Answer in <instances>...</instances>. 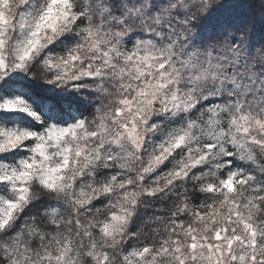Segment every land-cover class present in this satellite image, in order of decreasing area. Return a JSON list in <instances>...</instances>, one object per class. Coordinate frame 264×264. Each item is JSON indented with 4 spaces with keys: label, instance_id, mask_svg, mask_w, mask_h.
Returning a JSON list of instances; mask_svg holds the SVG:
<instances>
[{
    "label": "snow or ice",
    "instance_id": "snow-or-ice-1",
    "mask_svg": "<svg viewBox=\"0 0 264 264\" xmlns=\"http://www.w3.org/2000/svg\"><path fill=\"white\" fill-rule=\"evenodd\" d=\"M11 2L0 0V119L22 113L37 121L44 118V108L53 116L23 130L0 127V150L26 143L33 153L31 159L21 161L25 170L13 169L0 176V181L8 180L18 193L15 199L0 198V240H4L0 264L22 253L31 261L26 233H36L43 241L48 239L49 228L54 233L52 243L41 244L35 253L36 264H75L71 242L56 232L58 209L45 212L50 221L47 226L35 216L21 226L16 217L28 211L29 190L26 183L17 181L30 180L38 167H44L49 174L42 183L52 191L63 188L61 169L67 167L72 153L85 154L84 141L99 136L97 154L105 138L119 142L127 136L135 144L140 138L137 119L145 121L157 110L158 102L159 111L188 114V119L169 132L153 162L182 150L189 157L199 153L170 170L165 187L212 155L221 160L215 166L219 171L223 161L234 155L254 162L258 151H264V47L256 46L264 44V0H259V23L249 16L247 0H219L206 14V4H202L199 15L186 0H115L118 7L112 0H99L88 22L74 0H48L34 23L30 15L23 18L28 31L16 38L10 58ZM96 17L108 22L103 34ZM136 26L147 35L133 41L128 32ZM74 27L82 38L66 35ZM62 40L67 46L53 57L51 53ZM121 57L123 62L118 63ZM41 61L51 77L44 84L28 76ZM110 78L120 82L122 91H129L118 94V107L110 118L100 116L94 131L86 119L65 109L64 97L54 91L59 85L71 86L74 92L84 87L104 92ZM129 78L143 79V83L133 89L124 82ZM171 84L178 87L168 94ZM200 136L207 138L202 146ZM50 147L57 152L50 153ZM50 157H60L63 163L45 164ZM87 159L91 161L92 156ZM3 169L0 165V172ZM220 175L224 178L207 184V195L194 208L185 203L179 210L183 214L167 220L156 217L159 239L127 250L126 264H264V186L242 166ZM249 184L253 186L245 192ZM104 231L112 234L111 225H105Z\"/></svg>",
    "mask_w": 264,
    "mask_h": 264
},
{
    "label": "clouds",
    "instance_id": "clouds-1",
    "mask_svg": "<svg viewBox=\"0 0 264 264\" xmlns=\"http://www.w3.org/2000/svg\"><path fill=\"white\" fill-rule=\"evenodd\" d=\"M98 2L99 0H74L77 10H84L85 22L92 19L93 9ZM112 2L115 5V0ZM186 3L193 5L192 11L199 15L202 4H206L204 8V14H206L213 5L219 3V0H186ZM47 4L48 0H12L9 14L13 17L14 23L12 31L8 34L10 58L16 38L21 36L22 31H28L22 23L23 18L30 15V22L34 23ZM115 6L118 7V5ZM95 22L101 28V34L107 31V21L96 17ZM192 30L195 32V27ZM133 32L138 35H132ZM66 35L82 38L75 27ZM128 35L135 41L147 34L136 26L128 32ZM66 46L67 41L63 40L56 44L51 53L53 57L61 54ZM126 46L127 42L122 47ZM257 47H264V44H258ZM178 59L179 56H177ZM117 62L122 63L123 58L121 57ZM108 75L111 77V73ZM28 76L29 79H35L41 84L51 78L45 71L42 61L34 64ZM124 82L129 83L134 89L143 83V79L138 82L129 78ZM177 87V84L169 85L166 93L170 94ZM106 89L104 92H98L84 87L81 91L74 92L71 86L57 85L54 91L64 97L65 109L70 110L71 114L78 118L86 119L89 130L94 131L99 123L98 118L102 115L110 118L113 110L118 107L119 95H122L123 91H129L128 89L122 91L120 82L112 78L107 81ZM129 94L132 93L129 92ZM52 116L53 113H50L47 108L43 109L44 118L37 121H31L22 113L14 114L11 119H0V127L23 130L31 128L33 123L42 125L45 118ZM127 116L126 113L125 119ZM187 119L188 114H175L171 110L159 111L158 102L157 110L153 111L145 121L141 122L137 119L140 138L135 144L127 136L119 138V142L105 138L97 154L94 149L100 145V137H90L83 142L87 145L85 154L77 157L75 153H72L67 167L61 169L63 179L60 184L63 188L58 187L54 191L49 190L42 183L44 176L49 174L47 168L38 167L37 174H34L30 180L17 181L20 184L26 183L29 190V202L26 205L28 211L18 212L16 218L20 220L22 226L26 220L35 216L47 226L50 221L45 216V212L50 208H56L59 210L56 232L61 234V238L66 237L71 242L72 259L75 264H105V262L106 264H126L127 250L137 248L146 241L156 243L159 239L154 222L156 217L167 220L172 215L183 214L179 210L185 203L194 208L196 202L202 201L207 195L204 191L205 186L209 183H219L224 178L220 173L226 176L229 169L235 170L242 166L257 177L258 185L264 186V170H262L264 169V151H258L254 162L242 161L234 155L231 160L223 161L219 171L215 166L220 164L221 160L212 155L209 159L201 161L198 167H189L186 177L181 176L177 183L165 187L170 170L199 155L193 152L189 157L187 152L182 150L180 153H169L160 161L153 162L161 146L168 139L169 132L180 127ZM108 127L115 131V125L109 123ZM252 134L259 135L256 131ZM206 140V137L200 136L199 144L204 145ZM49 152L55 154L57 148L50 147ZM32 155L30 145L26 143H21L15 149L0 150V165L4 166L0 176H7L13 169L16 172L25 170L21 161L31 159ZM88 155L92 156L91 161L87 159ZM58 162L63 163L60 157L55 159L50 157L44 163ZM56 174L59 175L60 172ZM12 179L15 180V177L13 176ZM252 186L249 184L244 191L250 192ZM157 187L160 190L153 192L152 190ZM17 195L11 182L6 179L0 181V198L15 199ZM79 201L84 202L79 203ZM105 225H111L112 234L104 231ZM46 234L48 239L41 241L38 234L26 233V243L30 249L27 254L33 257L31 261H26L22 253L20 257L10 256L3 261V264H13L14 260L17 264H36L35 253L40 249L41 244L52 243L54 233L49 228ZM3 243L4 240H0V248L3 247ZM0 256H3L2 252Z\"/></svg>",
    "mask_w": 264,
    "mask_h": 264
},
{
    "label": "trees",
    "instance_id": "trees-1",
    "mask_svg": "<svg viewBox=\"0 0 264 264\" xmlns=\"http://www.w3.org/2000/svg\"><path fill=\"white\" fill-rule=\"evenodd\" d=\"M259 0H247L248 4L250 5L249 9H248V14H249V10H252V11H255V6H256V3L258 2ZM250 16V15H249ZM254 16H256L259 20V16H260V13L256 14V15H253V16H250L252 18H254ZM259 23V22H257ZM252 39L254 40L255 39V36L253 35ZM258 46V44L256 45Z\"/></svg>",
    "mask_w": 264,
    "mask_h": 264
},
{
    "label": "rangeland",
    "instance_id": "rangeland-1",
    "mask_svg": "<svg viewBox=\"0 0 264 264\" xmlns=\"http://www.w3.org/2000/svg\"><path fill=\"white\" fill-rule=\"evenodd\" d=\"M259 13V1L256 3V6H255V11H252V10H249V15L250 16H253V15H256ZM254 19L259 22L258 18L256 16H254Z\"/></svg>",
    "mask_w": 264,
    "mask_h": 264
}]
</instances>
